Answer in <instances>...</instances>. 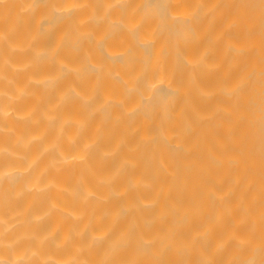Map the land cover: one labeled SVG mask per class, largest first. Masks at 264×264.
<instances>
[{
    "label": "bare ground",
    "instance_id": "1",
    "mask_svg": "<svg viewBox=\"0 0 264 264\" xmlns=\"http://www.w3.org/2000/svg\"><path fill=\"white\" fill-rule=\"evenodd\" d=\"M0 264H264V0H0Z\"/></svg>",
    "mask_w": 264,
    "mask_h": 264
}]
</instances>
